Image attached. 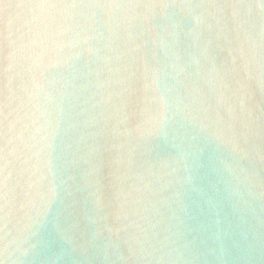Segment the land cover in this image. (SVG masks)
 Listing matches in <instances>:
<instances>
[{
    "label": "clouds",
    "instance_id": "9594fccd",
    "mask_svg": "<svg viewBox=\"0 0 264 264\" xmlns=\"http://www.w3.org/2000/svg\"><path fill=\"white\" fill-rule=\"evenodd\" d=\"M0 264H264V0H0Z\"/></svg>",
    "mask_w": 264,
    "mask_h": 264
}]
</instances>
